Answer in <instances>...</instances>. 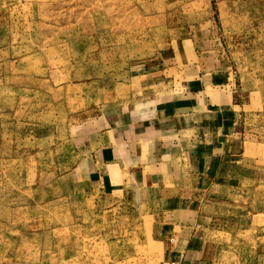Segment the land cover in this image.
<instances>
[{
    "label": "rangeland",
    "instance_id": "rangeland-1",
    "mask_svg": "<svg viewBox=\"0 0 264 264\" xmlns=\"http://www.w3.org/2000/svg\"><path fill=\"white\" fill-rule=\"evenodd\" d=\"M194 70L231 100L193 205L87 180L112 115ZM176 219L191 263L264 264V0H0V264H165Z\"/></svg>",
    "mask_w": 264,
    "mask_h": 264
},
{
    "label": "crops",
    "instance_id": "crops-1",
    "mask_svg": "<svg viewBox=\"0 0 264 264\" xmlns=\"http://www.w3.org/2000/svg\"><path fill=\"white\" fill-rule=\"evenodd\" d=\"M194 71L188 78L189 87H181L179 93L145 95L149 98L139 107L123 116L112 115L115 124L93 138L98 143L92 159L95 170L86 173L87 180L104 179L122 185L144 203L162 209V215L193 205L196 188L191 182L199 173L202 177L208 173L204 171L208 162L216 157L218 164L223 159L225 143L215 147L211 143L222 134V110L229 108L231 100L210 73ZM198 164L203 172H197ZM171 224L165 237L172 234V240L178 242L170 249V261L193 264L192 252L199 250L192 249L188 242L198 239L195 232L192 234L197 224L193 219L190 224L179 219Z\"/></svg>",
    "mask_w": 264,
    "mask_h": 264
},
{
    "label": "built area",
    "instance_id": "built-area-1",
    "mask_svg": "<svg viewBox=\"0 0 264 264\" xmlns=\"http://www.w3.org/2000/svg\"><path fill=\"white\" fill-rule=\"evenodd\" d=\"M165 264H179L177 261H170V262H167Z\"/></svg>",
    "mask_w": 264,
    "mask_h": 264
}]
</instances>
